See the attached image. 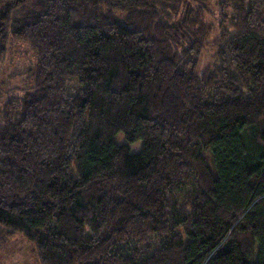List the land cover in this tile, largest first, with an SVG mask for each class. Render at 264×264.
I'll return each mask as SVG.
<instances>
[{
    "label": "trees",
    "instance_id": "obj_1",
    "mask_svg": "<svg viewBox=\"0 0 264 264\" xmlns=\"http://www.w3.org/2000/svg\"><path fill=\"white\" fill-rule=\"evenodd\" d=\"M9 37L36 68L0 112V229L41 264H264V0H0Z\"/></svg>",
    "mask_w": 264,
    "mask_h": 264
},
{
    "label": "rangeland",
    "instance_id": "obj_2",
    "mask_svg": "<svg viewBox=\"0 0 264 264\" xmlns=\"http://www.w3.org/2000/svg\"><path fill=\"white\" fill-rule=\"evenodd\" d=\"M206 18L213 24L215 30L211 35L208 45L202 52L196 68V75H201L210 68L215 61L217 48L215 41L219 35V11L217 5L212 3ZM36 68V57L26 43L15 41L9 37L5 53L0 57V112L10 100H20L26 94L35 89L34 71ZM79 89L78 82H69L68 94L74 96ZM118 145L126 144L123 133L114 137ZM142 142L131 145L133 154L139 153ZM176 200L180 203L181 197L178 193ZM183 234L185 241L188 238ZM150 244H160L159 239H151ZM0 264H41L35 246L22 237H9L7 232L0 229Z\"/></svg>",
    "mask_w": 264,
    "mask_h": 264
}]
</instances>
